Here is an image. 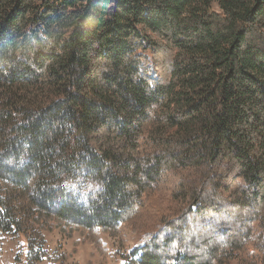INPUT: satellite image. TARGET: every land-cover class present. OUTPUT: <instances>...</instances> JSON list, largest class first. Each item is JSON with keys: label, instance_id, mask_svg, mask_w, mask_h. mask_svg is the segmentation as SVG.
Instances as JSON below:
<instances>
[{"label": "trees", "instance_id": "obj_1", "mask_svg": "<svg viewBox=\"0 0 264 264\" xmlns=\"http://www.w3.org/2000/svg\"><path fill=\"white\" fill-rule=\"evenodd\" d=\"M125 226L126 264H264V0H0V242Z\"/></svg>", "mask_w": 264, "mask_h": 264}, {"label": "rangeland", "instance_id": "obj_2", "mask_svg": "<svg viewBox=\"0 0 264 264\" xmlns=\"http://www.w3.org/2000/svg\"><path fill=\"white\" fill-rule=\"evenodd\" d=\"M29 231L3 233L0 242V264H29ZM48 255L33 264H126L140 239L127 226L120 230L102 232L101 241L80 231L71 236L60 229L45 231Z\"/></svg>", "mask_w": 264, "mask_h": 264}]
</instances>
